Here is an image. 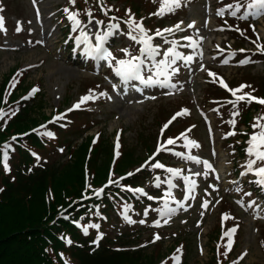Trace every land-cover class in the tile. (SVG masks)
Instances as JSON below:
<instances>
[{
    "label": "rangeland",
    "instance_id": "obj_1",
    "mask_svg": "<svg viewBox=\"0 0 264 264\" xmlns=\"http://www.w3.org/2000/svg\"><path fill=\"white\" fill-rule=\"evenodd\" d=\"M137 1L138 3L143 2ZM183 1L185 2L184 6L159 15L155 22L164 21V28L179 23L180 30L183 28L190 29L188 25L194 22L195 26L191 27L192 29L188 31V34L200 40L202 50L204 48L206 53L202 57L198 54L196 63L194 61L189 65L177 64L178 71L172 69L169 74L172 81L171 85L164 88L159 84L146 87H138L133 83L124 84L118 81L120 78H117L113 67L109 66V61H101L93 66L86 56V45L77 46V40L83 39L82 31L88 34L89 43L96 41L97 32L103 35L105 32L111 31L113 34L108 39H112L117 45L112 52L116 59L131 58L125 56L123 49H127L133 56H139L143 45L139 43L131 45L130 43L134 41L128 35H124L119 26L116 29H111V25L102 27L101 24L98 25L96 21H92L86 24L81 23L79 27H75L73 21L69 19V14L76 13V0L74 3L70 0H3V2L0 0V13L3 18L4 29L0 30V88H3L9 76H19L21 73L19 79L25 87H29L30 93H22V90H18L16 94L22 98L27 97L28 101L31 102V114L33 116L30 119L36 118L42 123L45 116L50 117L51 114L61 111L69 112L70 114L64 119L67 124L64 125L65 129H63V133L70 132L69 137L73 136L79 128H82L79 113L80 119L79 117L75 118L77 126L71 125V121H68L70 120L69 116L90 104V110L95 115L90 125L92 130L86 133L82 140L71 137L68 145L72 146L71 149H76L92 134H96V131H100L103 137L110 138L113 145L120 141V146L123 143L129 149L136 150L135 157H139L138 164L135 168H131L130 172L138 169L153 154L147 153V147L144 144H154L156 149L161 141L163 128L174 122H172L173 116L178 113L177 111L186 109L185 113L193 116L190 121L194 123L187 128L191 137L183 146L184 150L182 151L186 155L183 158H176L168 152L170 155L168 157L175 162L174 164L170 162L169 168L178 173L185 176L187 174L198 176L196 173H201L200 188L196 189V192L199 191V193L198 195L195 194L194 199L187 205L189 206L188 209L190 207L193 209H186V205H183L184 202L180 204L183 208L170 206L169 209H174L173 212L163 208L160 212L162 213V221L166 222L159 224L157 221L152 222L153 220L141 223L142 220L137 218L136 220L134 218L136 213L129 207L132 213L125 214L123 219L127 220L126 217L130 219V224L134 226L130 231H134V228L137 227L143 229V235L141 234L142 237L135 241V245L146 248L148 250L146 255L155 256L157 253H167L172 246L174 247L171 244L175 233L181 232L183 237L193 240L187 251L188 260L186 264H211L210 261L213 259L214 253L211 250L213 245L208 242V237L218 222L220 202L224 200L229 205L230 203L233 205L235 212L241 218V238L237 250L241 264H264V193H260L259 189L255 187L256 191L253 192L251 199L250 195H246V193H250L248 188L249 185H252L251 175L240 178L238 173L240 170L246 169L245 166L251 158L248 155L246 159L242 158L238 151L232 150L230 146L223 143L226 136H230L228 132L237 128L239 106L237 108L218 107L215 109L211 103L209 107H204L202 103L207 88L206 81L212 80L209 78L212 77L209 73L222 72L224 77L231 82L240 83L247 79V84H255L253 86L255 90L256 86L259 85V79L263 76V65L261 62H255V67H245V62L227 61L225 63L227 58L214 60L212 54L222 47V40H225L227 36L222 32L223 29L217 28L216 13L221 9L220 0ZM115 3L117 4V1ZM167 7L169 6L165 5V8ZM65 12L67 13L66 16L64 15ZM141 15H144L143 12ZM172 15L177 16V20L174 22L170 21ZM88 17L90 16L88 15ZM254 19L259 23L257 35L259 39L264 41V15ZM68 25H70L69 31H67ZM146 26L147 24L143 27L146 29V37L144 38H151L149 33L152 29ZM16 27L17 29L19 27L20 30L15 29ZM74 28L75 30H73ZM247 28L245 36L257 43L254 28ZM157 30L159 27H155L154 32ZM73 33L76 34L75 43L72 51H69L66 50V45L73 43L68 40ZM113 35L114 38H112ZM132 35L141 39L143 34L137 30ZM155 36L157 35L154 34L153 37ZM108 39L106 43L109 46L112 40ZM154 42L155 40L151 39L153 46ZM67 46L69 47V45ZM245 48L257 50L249 42L245 43ZM169 49V47H163L157 61L164 60V54ZM79 50L82 52L79 53ZM168 58L170 59V57ZM111 64L115 66V60L114 63L111 61ZM149 75L152 73L148 72ZM159 78L164 79L163 76ZM153 79L157 78L153 75ZM33 89H38V91L33 94ZM90 90L92 98L81 104L78 109L69 111L80 101L81 97L89 96ZM209 91L210 87L207 89V92ZM97 98L98 100H96ZM100 100L102 102L98 103ZM258 117H263V114L257 112L253 119ZM232 121H235L234 126ZM27 123L30 124L31 121L27 119ZM223 129L228 131L226 136L222 133ZM244 130L245 127H241V131ZM121 132H123V137H119ZM54 137L50 141L55 143L59 140V134L54 133ZM62 142L59 141L58 145H62ZM190 142H195L198 147L193 146ZM65 147H60L57 152L55 149V151L51 150L54 147L45 149V151H50L44 155L52 163L59 161L67 163L70 154L69 152L66 154ZM112 149L115 152L114 148ZM103 151L106 152V150ZM105 158V154L99 158L94 156V159L100 160L101 167L107 161ZM182 162H184V167ZM205 162L211 165V168L206 167ZM159 163L161 164V162ZM213 169L218 171L220 175L218 180L214 179L213 174L210 173ZM149 173L146 171L144 175ZM110 174L124 175L116 173L114 168L108 171V175ZM176 176L179 175L168 172L167 177L162 182L166 189L165 192L171 193V196L180 194L179 185L181 181ZM143 178V187L141 186L143 193H151L156 182L150 181V176ZM241 182L245 183L246 187L239 193V190L235 189L234 186ZM210 185L214 187L213 191H209ZM180 201H182V196ZM238 201H243V206ZM253 201L255 204L249 208L248 204ZM180 212L181 215L178 216ZM170 218L174 219L170 220ZM187 221L190 223L185 225ZM109 223L104 225L105 232L112 229L110 235L115 232L117 234L121 227ZM235 229L236 233L238 229L237 227ZM157 236L162 239L163 243L152 246L151 241ZM180 245L175 252H178Z\"/></svg>",
    "mask_w": 264,
    "mask_h": 264
},
{
    "label": "trees",
    "instance_id": "obj_2",
    "mask_svg": "<svg viewBox=\"0 0 264 264\" xmlns=\"http://www.w3.org/2000/svg\"><path fill=\"white\" fill-rule=\"evenodd\" d=\"M115 1L122 3L123 8L116 7ZM141 1L79 0L78 9L84 19L89 12L98 16L102 11L105 21L118 20L129 27L130 24L126 23L130 20L128 12L135 15L136 22L140 23L142 12L148 16L161 4V0ZM98 2L100 5L97 7ZM8 79L0 88V109L9 114L0 119V264H174L178 253L175 251L181 239L175 241L174 247L167 253L146 255V248L135 245L141 237L140 231L137 228L130 231L131 225L121 219L130 205L137 217L144 214V209L158 206L135 191L144 176L135 175L121 184L99 191L111 168L116 173L125 174L138 164L136 150L122 146L120 155L114 157L110 138L102 134L89 137L76 149H71L72 146L68 145L70 132L63 133L67 121L51 122L49 116L42 121L47 123L46 128L36 132L41 122L36 118L30 119L33 116L31 102L16 94L18 90L28 92L29 87L22 84L19 76ZM221 93L210 94L222 98L225 95ZM256 93L264 98V76L256 87ZM211 95L207 96V100ZM258 109L264 112V106L258 104L242 108L241 120L249 127V134L253 133V110ZM78 115L73 113L70 116L68 121L72 126H77L75 118ZM87 119L88 115L83 123L88 122ZM45 131L59 134V140L51 142L48 136L40 134ZM177 131L170 129L168 138ZM59 141H63L62 145H58ZM5 145H10L6 158L2 151ZM64 145L67 154H70L67 163H52L44 155L50 151L45 149L54 147L51 150H56ZM144 145L148 154L153 151L151 144ZM247 146L243 144L239 148ZM102 154L107 159L103 167L100 160L94 159L95 155L99 158ZM121 222L127 226L122 228ZM107 223L121 229L117 234L110 235L112 229L105 232ZM229 255L231 251H220L223 264L228 263ZM210 263L217 264L215 259H211Z\"/></svg>",
    "mask_w": 264,
    "mask_h": 264
},
{
    "label": "snow or ice",
    "instance_id": "obj_3",
    "mask_svg": "<svg viewBox=\"0 0 264 264\" xmlns=\"http://www.w3.org/2000/svg\"><path fill=\"white\" fill-rule=\"evenodd\" d=\"M70 2L74 3L75 0H70ZM161 8L154 13V15H163L166 14V12H171L175 11L176 8L181 6V0H161ZM168 5L169 7L165 8L164 6ZM245 7L246 11L243 15H241L239 18L240 19H247L249 16L256 18L258 16L264 15V0H247L246 5L243 3H237L235 5H227L225 8L219 9L217 11L218 16H223L225 12H229L230 15L236 16L238 12H240L241 8ZM67 12V9H65ZM107 14V13H105ZM78 14L76 13H70L69 14V19L73 21L75 27L80 26L79 20L76 19V16ZM89 16H91V13H88ZM112 19H115L113 17ZM91 22V21H89ZM102 21H98L97 24L100 25L102 24ZM126 23L130 24V31L128 33V36L131 40L135 41L136 43L142 44L143 47L140 49V55L139 56H133L127 49H123L122 51L124 52L126 57H131L130 59H116L115 57L112 56L111 52L104 47V44L106 43L108 37L112 34L111 31L105 32L103 35H101L99 32L96 33L95 35V46H93L91 43H89V37L86 32H81V35L83 39H78L77 40V46L80 44H85L86 49L85 52L88 56L93 57L94 59H103V60H108L109 61V66L113 67V70L115 74L120 77L122 82L128 83L131 81H138L141 84H145L148 86H151L153 84H159L161 83L159 80V77L163 76L165 78V82L170 79L169 74L167 72L168 67L171 65H175L178 59H183L185 62H189L192 57H183L180 53L176 52L175 46H173L171 49H169L164 55L165 59L161 61H155V57L160 55V51L158 49V46H153L151 44V38H144L146 37V31L143 28L142 22L137 23L134 19L131 18L130 20ZM182 23V22H181ZM195 24L188 25V27H194ZM177 29L180 27V25L175 26ZM111 29H116L118 28V25H111ZM0 30H3V18L0 17ZM18 31L20 30L19 27L17 29ZM75 30V28L73 29ZM139 30V32L142 35L141 39H137L135 35H132L133 32ZM255 30V29H253ZM165 31L171 32L173 31L172 29H166ZM156 35H162V33L157 30ZM259 38V37H258ZM188 39V38H186ZM167 43V41H166ZM189 47L195 48L196 45L195 43H190L187 45ZM262 52H264V46H258ZM241 51H244L243 49ZM170 57V59L168 58ZM115 60V66L111 64V61ZM155 61V62H153ZM227 63V60L224 61ZM247 62V61H244ZM243 63V62H242ZM155 70V71H153ZM147 71L149 73H152V75H149L147 79H145L143 73ZM175 71H178V69H175ZM210 75H215L213 73H209ZM153 75L157 79H153ZM226 87V85H225ZM244 87H250L248 85H241L239 89H229V91L232 92L233 95H235L237 92L241 91ZM38 89H33L32 93L34 94ZM103 95V94H102ZM92 98L91 95V90H90V95L81 97L80 101L73 106V109H70L69 111L78 109L81 104L86 103L89 99ZM238 100H245L247 99L248 102H251L252 100H256L258 103L264 104V99H259L255 97H251L249 94H245L244 96H239L237 97ZM186 111V110H185ZM12 114H15L14 112ZM238 114V113H237ZM6 115H9L8 113L4 112L2 109H0V119H4ZM63 115L56 117V120L63 119ZM261 121H264V117H258L256 121L253 124V133L249 136V139L247 141L248 147L246 148V154L251 158L248 160L246 164V172L242 173V175H246L248 173H251L257 177V179L254 181L258 186L261 188H264V123ZM232 124L234 126L235 121H232ZM167 126V125H166ZM165 126V127H166ZM45 127L46 126H42ZM258 129V131H257ZM41 135H46L49 138H55L54 134L50 131H45L40 133ZM234 135L235 133H230ZM15 139V137L13 138ZM168 144L174 143L173 140L169 139L167 141ZM193 146H197L195 142H190ZM10 145H5L2 149L4 152V157L6 158L7 156V151L9 149ZM36 155V154H33ZM37 159L39 157L37 156ZM195 160V158H192ZM197 163L199 161H196ZM260 164L259 167H256L257 164ZM206 167L211 168V165L207 164L205 162ZM154 168H163L164 165L160 164L159 162L155 163L152 165ZM5 168L7 170V165L5 163ZM169 172H172L173 175H179V173L176 170L172 169H166ZM199 175V173H196ZM206 174V173H205ZM157 180V187H159V177L156 178ZM172 185L170 184V187ZM239 190V189H237ZM136 192H140L142 194L143 190L142 189H135ZM99 194V193H97ZM167 195H171V193H167ZM246 195H251V193H246ZM149 199H152V197H149ZM238 203H241L243 206V201H238ZM255 202H251L248 204V207L251 208ZM206 207V205H205ZM169 212H173L174 209H169ZM228 218V217H225ZM143 223V221H141ZM86 231V230H85ZM236 229H230L228 232L225 233V235L228 237L229 243L226 245V248L228 251L231 250V243L232 241V236L234 235ZM156 239H159V237H156ZM179 251V250H178ZM246 255V253H245ZM242 258V257H241ZM178 264V261H177Z\"/></svg>",
    "mask_w": 264,
    "mask_h": 264
}]
</instances>
